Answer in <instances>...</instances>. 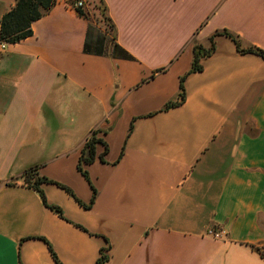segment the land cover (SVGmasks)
<instances>
[{"label": "crops", "instance_id": "0c3cea01", "mask_svg": "<svg viewBox=\"0 0 264 264\" xmlns=\"http://www.w3.org/2000/svg\"><path fill=\"white\" fill-rule=\"evenodd\" d=\"M94 3L113 31L56 0L0 54V264H264V59L221 34L264 53V0Z\"/></svg>", "mask_w": 264, "mask_h": 264}, {"label": "trees", "instance_id": "16d2710c", "mask_svg": "<svg viewBox=\"0 0 264 264\" xmlns=\"http://www.w3.org/2000/svg\"><path fill=\"white\" fill-rule=\"evenodd\" d=\"M56 0H15L13 6L6 11L0 18V41L6 44H15L19 43L32 35L31 25L35 21L43 17L55 4ZM100 4V3H99ZM101 15L103 16L104 21L107 23L111 31L114 30L113 25L110 23L109 19L104 15V10L100 9ZM80 17H84V14L81 10H74ZM222 35L229 37L237 51L241 54H255L264 59V53L257 48L252 46H247L241 48L240 40L226 31L221 32ZM209 42H212V38L209 39ZM116 48V47H115ZM85 52H88V48L85 44ZM214 50V46L211 43L208 49H204L201 45L195 44L192 50V61L189 72H196L201 70V65L199 61L207 57ZM123 57L125 59H131L129 55L123 52ZM185 93L183 88V77L179 81V93L175 101L169 102L166 104L165 109L173 108L180 105L184 101ZM98 132L93 131L89 137L86 139L83 147L80 151L79 161H78V170L84 177H87L86 171L82 168V165H88L94 162L96 156L97 145L103 147V153L98 155V159L103 161V157L106 154L107 146L106 144L97 137ZM24 183L36 191L39 192L42 201L44 197L42 192L39 189L40 184L48 182L47 179L38 175V167H32L26 170L22 175ZM65 189V188H64ZM70 195L71 192L65 189ZM52 210L61 214L58 208L51 207ZM260 256L263 258L261 252L258 250ZM103 259L99 260L97 264H101Z\"/></svg>", "mask_w": 264, "mask_h": 264}, {"label": "rangeland", "instance_id": "374dc122", "mask_svg": "<svg viewBox=\"0 0 264 264\" xmlns=\"http://www.w3.org/2000/svg\"><path fill=\"white\" fill-rule=\"evenodd\" d=\"M66 3H68V0H66ZM99 5H100L99 3H94V6H92L91 8L89 7V10H88V5H86L82 10V12L85 17L91 16L92 21L96 22L98 26L106 28L107 31H110V29L107 28L108 27L107 23L104 21L103 16L101 15V11L99 10ZM260 252L264 259V248H262Z\"/></svg>", "mask_w": 264, "mask_h": 264}, {"label": "built area", "instance_id": "2783aa9c", "mask_svg": "<svg viewBox=\"0 0 264 264\" xmlns=\"http://www.w3.org/2000/svg\"><path fill=\"white\" fill-rule=\"evenodd\" d=\"M68 6L73 10H83L87 4V0H68ZM7 44L0 41V54H2L6 50ZM223 231H217L216 229H210L208 231L209 236L214 239H219L223 236Z\"/></svg>", "mask_w": 264, "mask_h": 264}]
</instances>
